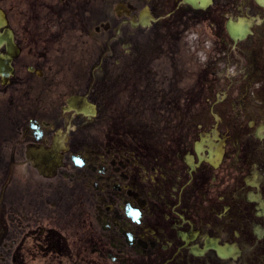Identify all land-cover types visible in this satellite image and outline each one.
I'll return each instance as SVG.
<instances>
[{
	"label": "flooded vegetation",
	"instance_id": "af4514ba",
	"mask_svg": "<svg viewBox=\"0 0 264 264\" xmlns=\"http://www.w3.org/2000/svg\"><path fill=\"white\" fill-rule=\"evenodd\" d=\"M81 1L0 0V264H264V0Z\"/></svg>",
	"mask_w": 264,
	"mask_h": 264
},
{
	"label": "rangeland",
	"instance_id": "374dc122",
	"mask_svg": "<svg viewBox=\"0 0 264 264\" xmlns=\"http://www.w3.org/2000/svg\"><path fill=\"white\" fill-rule=\"evenodd\" d=\"M124 1L129 4H136L137 1L140 3L142 0H95V4L97 7H99L101 4H105L106 2H112V5H115L118 2ZM84 0L81 1V5H83Z\"/></svg>",
	"mask_w": 264,
	"mask_h": 264
},
{
	"label": "snow or ice",
	"instance_id": "6c2138e0",
	"mask_svg": "<svg viewBox=\"0 0 264 264\" xmlns=\"http://www.w3.org/2000/svg\"><path fill=\"white\" fill-rule=\"evenodd\" d=\"M132 215H133L134 217H138V216H139V213H132Z\"/></svg>",
	"mask_w": 264,
	"mask_h": 264
},
{
	"label": "water",
	"instance_id": "95a60500",
	"mask_svg": "<svg viewBox=\"0 0 264 264\" xmlns=\"http://www.w3.org/2000/svg\"><path fill=\"white\" fill-rule=\"evenodd\" d=\"M195 5V4H194ZM196 6V5H195Z\"/></svg>",
	"mask_w": 264,
	"mask_h": 264
}]
</instances>
